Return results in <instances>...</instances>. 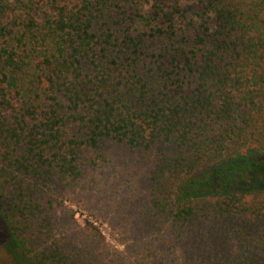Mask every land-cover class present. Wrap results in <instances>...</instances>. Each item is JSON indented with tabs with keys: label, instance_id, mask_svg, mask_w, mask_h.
I'll list each match as a JSON object with an SVG mask.
<instances>
[{
	"label": "trees",
	"instance_id": "trees-1",
	"mask_svg": "<svg viewBox=\"0 0 264 264\" xmlns=\"http://www.w3.org/2000/svg\"><path fill=\"white\" fill-rule=\"evenodd\" d=\"M146 2L134 20L136 0H0V212L22 145L41 161L42 145L66 147L75 175V145L159 139L174 152L156 210L186 222L207 201L251 236L224 264H264V0ZM69 125L83 138L63 140Z\"/></svg>",
	"mask_w": 264,
	"mask_h": 264
},
{
	"label": "rangeland",
	"instance_id": "rangeland-1",
	"mask_svg": "<svg viewBox=\"0 0 264 264\" xmlns=\"http://www.w3.org/2000/svg\"><path fill=\"white\" fill-rule=\"evenodd\" d=\"M148 8L146 0H136L134 20ZM133 27L145 31L138 23ZM177 28L176 38L185 39L189 30ZM64 129L65 141L83 138L76 125ZM42 146V161L22 145L6 169L13 178L2 189L0 264H224L251 237L246 229L244 237L229 234L242 222L216 214L207 201L186 222L156 210L154 179L173 155L170 143L130 146L102 137L97 147L75 145V175L61 168L66 147ZM10 195L18 206L13 216L6 211ZM259 251L264 254V247Z\"/></svg>",
	"mask_w": 264,
	"mask_h": 264
}]
</instances>
